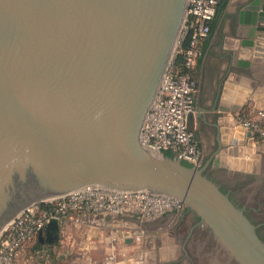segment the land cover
Masks as SVG:
<instances>
[{
    "label": "water",
    "instance_id": "obj_1",
    "mask_svg": "<svg viewBox=\"0 0 264 264\" xmlns=\"http://www.w3.org/2000/svg\"><path fill=\"white\" fill-rule=\"evenodd\" d=\"M187 4L0 0V237L27 208L77 191L146 190L180 200L226 263L264 264L255 226L205 168L185 167L139 143ZM234 138L225 144L233 147L228 153L218 143V155L254 145L250 133L245 145ZM48 228L52 235L40 233V243L55 242L58 223Z\"/></svg>",
    "mask_w": 264,
    "mask_h": 264
},
{
    "label": "crops",
    "instance_id": "obj_2",
    "mask_svg": "<svg viewBox=\"0 0 264 264\" xmlns=\"http://www.w3.org/2000/svg\"><path fill=\"white\" fill-rule=\"evenodd\" d=\"M262 38L264 0H222L210 23V33L201 43L202 56L194 71L198 84L196 113L188 124L201 146L203 162L213 156L217 168L221 161L217 140L221 115L229 116L222 110L241 107L238 102L246 95L244 103L249 102L252 107L251 119L264 111ZM244 42L251 46L243 48ZM253 144L250 150L261 153L257 145L260 148L264 142ZM260 160L261 167L264 152ZM183 219L184 216L168 214L149 221L133 213L84 215L80 224L64 219L58 224L54 243L38 242V250L32 253L33 247L26 249L18 264H179L177 258L181 251L188 250L185 245L178 246L174 252V246L159 242L150 244L148 240L157 241L168 235L181 226ZM51 235V228L42 232L44 239ZM135 236H139V240H134Z\"/></svg>",
    "mask_w": 264,
    "mask_h": 264
},
{
    "label": "built area",
    "instance_id": "obj_3",
    "mask_svg": "<svg viewBox=\"0 0 264 264\" xmlns=\"http://www.w3.org/2000/svg\"><path fill=\"white\" fill-rule=\"evenodd\" d=\"M221 1L188 0L173 59L163 74L139 133V143L151 153L161 156L167 151L174 159L197 168L203 163L204 155L188 124V117L196 113L198 84L194 71L202 56L201 43L210 33V23ZM176 55L182 58L180 69L173 65ZM237 121L236 127L242 129L239 134L242 145L248 141L247 133L253 143L264 142V111L258 112L255 119L238 117ZM125 213L153 221L168 214L181 217L186 210L177 198L146 190L87 188L32 206L18 215L0 237V264H18L27 247L52 221L59 224L68 219L80 224L84 215L121 216Z\"/></svg>",
    "mask_w": 264,
    "mask_h": 264
},
{
    "label": "rangeland",
    "instance_id": "obj_4",
    "mask_svg": "<svg viewBox=\"0 0 264 264\" xmlns=\"http://www.w3.org/2000/svg\"><path fill=\"white\" fill-rule=\"evenodd\" d=\"M246 99V95L241 97L239 100V104L242 106L239 107V109L235 113H227L229 114L228 117L222 116V119L220 120L219 125V143L222 146V150L226 151L228 153L229 147H226L225 144L230 141L232 137H239L240 130L238 127H236L237 124V118H245V119H251L250 111H252V107L249 106V102L244 103ZM226 117V118H225ZM193 119V116L190 115L188 117V122L191 123ZM214 137V136H213ZM212 137V138H213ZM261 143V142H260ZM225 146V148H224ZM237 154L236 156H232V154L229 155H223L220 159L219 167L217 168L218 172L216 177H219V175H223L226 177H233L234 175H249L257 173L260 169V164L262 163L260 158L262 156V153L264 152V146H260V148L257 145V150L262 151L261 153H253L250 150V147L246 146H237ZM229 148V149H226ZM231 147V151H233ZM214 157L212 156L209 160L206 158V160L201 164L200 169L202 168H210L214 165L213 163ZM204 174V173H203ZM215 176V175H214ZM237 185L234 184V187ZM243 184H238L237 189L234 190V200L236 202V205H247L251 207L253 210H257V212L253 213V218L255 220L261 219V221L264 222V199L263 200H257L255 197H252L253 190L249 187L242 186ZM236 188V187H235ZM235 205V204H234ZM191 212H187L184 215V219L181 220V226L179 228H175L171 230V233L168 235H164L162 238L158 239L157 241L154 240H148L150 244L156 242L168 244L175 247L174 252L176 251L177 247H182L185 245L186 253L181 251L180 257H178L177 261L179 264H231L226 263L227 259L225 256V253L222 251H214V248H209L206 246V243H210L209 237L204 232V227L201 225H197V223L193 220ZM196 223V224H195ZM198 226V227H197ZM264 235V234H263ZM152 242V243H151ZM144 243V242H142ZM141 244V243H140ZM141 246V247H140ZM139 247L142 248L143 245H140ZM199 247L202 249H212V251H200L198 250ZM181 250V249H180ZM186 255H185V254ZM185 256L191 255L194 256V258L189 257L185 258ZM183 256V257H182ZM173 258V257H172ZM172 258H169L171 260ZM175 259V258H174Z\"/></svg>",
    "mask_w": 264,
    "mask_h": 264
},
{
    "label": "flooded vegetation",
    "instance_id": "obj_5",
    "mask_svg": "<svg viewBox=\"0 0 264 264\" xmlns=\"http://www.w3.org/2000/svg\"><path fill=\"white\" fill-rule=\"evenodd\" d=\"M218 172L220 171H218L217 167H215L214 165L211 166L210 168L206 167L203 170L204 176H206L210 181L215 183L220 190L222 189L224 193L228 196V198L233 202V204H235V206H237L239 209L243 211L246 218L255 226L256 234L264 244V235H263L264 234V222L261 221V219L255 220L252 216L254 212H257V210H253L251 207L244 205V204L241 206L238 204L236 205V202L233 198L234 192H235L234 190L237 189L238 184L242 183L243 184L242 186L249 187L250 189L253 190L252 197H255L257 200L264 199V165L260 167L257 173L243 175V176H240L237 174V175H234L233 177H226L220 174L219 177H216ZM236 183L237 185L235 186L236 187L235 188L234 184ZM192 217L196 223L199 222L195 214H192ZM204 232H205L204 233L205 236L207 235L210 240V243H206V246L209 248L215 249L216 248L215 242L209 230L204 228ZM189 257L194 258V256H191V255L185 256V258H189Z\"/></svg>",
    "mask_w": 264,
    "mask_h": 264
},
{
    "label": "trees",
    "instance_id": "obj_6",
    "mask_svg": "<svg viewBox=\"0 0 264 264\" xmlns=\"http://www.w3.org/2000/svg\"><path fill=\"white\" fill-rule=\"evenodd\" d=\"M181 55H176L175 57H174V66L176 67V68H179L180 69V67H181ZM162 155L164 156V157H166V158H169V159H174L173 158V155L171 154V153H169V152H167V151H165V152H163L162 153ZM181 164L183 165V166H185V167H188V168H191L192 167V165H190L189 163H187V162H185V161H181ZM221 192H223L224 193V191L221 189ZM197 220H198V217H197ZM50 225V224H49ZM49 225L46 227V228H48L49 227ZM45 228V229H46ZM44 229V230H45ZM43 230V231H44ZM42 231V232H43ZM41 232V233H42ZM39 240H38V238H37V240L33 243V244H30L28 247H27V249H29L30 247H33L32 249V253H34L35 251H37L38 250V247H39Z\"/></svg>",
    "mask_w": 264,
    "mask_h": 264
},
{
    "label": "bare ground",
    "instance_id": "obj_7",
    "mask_svg": "<svg viewBox=\"0 0 264 264\" xmlns=\"http://www.w3.org/2000/svg\"><path fill=\"white\" fill-rule=\"evenodd\" d=\"M226 98H228V96H226ZM239 141L238 139L234 138V143ZM251 148V147H250Z\"/></svg>",
    "mask_w": 264,
    "mask_h": 264
}]
</instances>
